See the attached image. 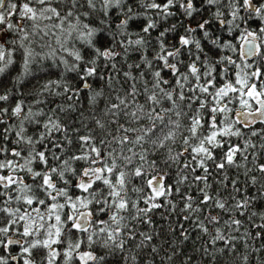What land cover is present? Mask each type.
<instances>
[{
  "label": "snow or ice",
  "instance_id": "1",
  "mask_svg": "<svg viewBox=\"0 0 264 264\" xmlns=\"http://www.w3.org/2000/svg\"><path fill=\"white\" fill-rule=\"evenodd\" d=\"M0 264H264V0H0Z\"/></svg>",
  "mask_w": 264,
  "mask_h": 264
}]
</instances>
